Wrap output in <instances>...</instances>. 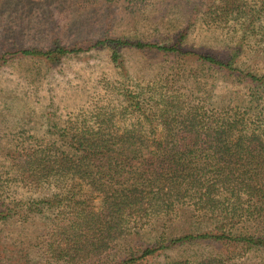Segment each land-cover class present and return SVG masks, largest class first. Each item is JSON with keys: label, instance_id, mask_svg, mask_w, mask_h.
Returning a JSON list of instances; mask_svg holds the SVG:
<instances>
[{"label": "trees", "instance_id": "16d2710c", "mask_svg": "<svg viewBox=\"0 0 264 264\" xmlns=\"http://www.w3.org/2000/svg\"><path fill=\"white\" fill-rule=\"evenodd\" d=\"M203 15L231 45L227 59L185 49L182 34L171 44L115 37L85 49L108 46L119 66L123 47L162 52L178 64L176 77L182 63L193 58L246 78L247 90L228 89L209 103L205 91L195 96L194 88H182L176 79L140 88L120 82L117 96L105 94L68 113L50 142L14 162L25 186H47L50 192L29 209H61L50 234L55 259L144 264L165 249L196 242L264 253V74L241 70L234 61L245 48L264 50V0H211ZM81 50L74 45L16 53L53 59ZM12 203L10 208L0 203V220L19 213L15 209L21 205ZM172 220L182 230L169 235L165 222ZM148 228L160 231L147 243L135 240ZM132 238L134 246L111 254L119 241ZM165 264L246 263L228 250Z\"/></svg>", "mask_w": 264, "mask_h": 264}, {"label": "rangeland", "instance_id": "374dc122", "mask_svg": "<svg viewBox=\"0 0 264 264\" xmlns=\"http://www.w3.org/2000/svg\"><path fill=\"white\" fill-rule=\"evenodd\" d=\"M210 2L0 0V57L5 59L0 61V203L9 208L12 202L21 205L20 210L15 209L19 213L0 220V264H68L55 259L50 239L61 209H29L31 203L35 208L41 198L49 196V189L25 186L13 165L35 145L50 142L55 126L63 125L68 113L105 94L117 96L120 82L140 88L150 82L176 79L178 86L191 91L194 88L195 96L205 91L209 103L216 94L228 89L243 92L251 85L246 78L223 74L193 58L182 63L180 77H176L178 64L162 52L123 47L119 50V66L112 61L108 46L85 49L97 39L115 37L171 44L182 34L185 49L227 59L230 43L228 46L220 30L211 29V22L203 15ZM74 45L83 50L53 59L16 53L25 48L45 51ZM234 61L241 70L264 74V50L245 48ZM172 222H165L166 232L180 233L179 222ZM159 231L148 228L135 240L147 243ZM135 240L119 241L111 254H123ZM227 249L246 264H264V253L259 249L244 251L238 246L233 251L231 246L208 242L165 249L144 264H165L176 258L198 260Z\"/></svg>", "mask_w": 264, "mask_h": 264}]
</instances>
